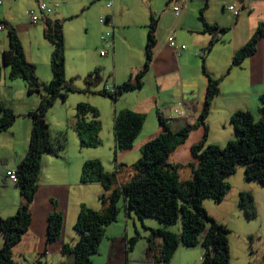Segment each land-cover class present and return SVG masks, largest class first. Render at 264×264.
Segmentation results:
<instances>
[{
  "label": "crops",
  "instance_id": "1",
  "mask_svg": "<svg viewBox=\"0 0 264 264\" xmlns=\"http://www.w3.org/2000/svg\"><path fill=\"white\" fill-rule=\"evenodd\" d=\"M39 1L7 0L0 7V22H6L15 28L27 61L35 66L37 78L41 83H48L52 79L49 61L53 48L42 44L39 46V51H33L31 45V41L34 42L32 38L39 33L41 39L47 42L43 37L47 20L42 18L38 24L29 25L26 21L18 22L13 16L16 3L26 4L29 10L36 7ZM45 1L50 2V0ZM51 2L57 4L54 13L47 18L51 21H66L74 14L88 15L93 9L100 13L99 19L110 15L104 0H51ZM137 2L140 11L134 12L131 0H113V41L115 42L114 48L117 46V55L121 58L114 60V53L111 51L105 53L102 57L111 59V67L107 59L96 63L90 59L88 54H79L75 58L74 70L78 74H84L86 77L94 70H99L101 78L97 89L92 88L89 93L80 94L84 95L83 99L77 98L75 102L76 104L85 102L98 110L101 124L99 137L102 145L104 143L102 132L105 120H108L109 127L113 132L115 112L129 109L145 115L141 133L130 150L121 152L119 156L121 160H124L125 153L141 152L144 144L161 132L159 125H154L152 120V118H157V113L162 114L173 132L187 126H195L190 131L188 139L177 147L169 159L170 164L177 165L180 169L183 165L188 167V163L193 162L190 148L203 135V129L201 126H197V120L206 88V77L201 62L204 50L206 51L204 56L206 73L211 78L220 80L219 94L211 102L206 120L207 142L213 144L214 141H229L235 138L229 118L236 111L246 110L252 113L255 119L259 118V97L264 95V37L259 39L257 51L253 56L245 59L239 66L230 69L229 67L233 55L247 43L258 24L264 23V0H137ZM67 7L74 11L69 12L66 10ZM176 7L178 8L177 13L174 10ZM229 8L232 9L229 10ZM28 10L25 11L26 16ZM201 11L208 25L228 29L221 36V41L215 42L212 47H210L211 35L202 31L203 25L199 19ZM151 17L158 21L155 32L156 45L153 49V58L149 69L143 77L141 89L123 93L115 103L90 97L93 95L106 99L107 97L98 94L104 85L118 86L125 82L131 74L142 68L145 61L146 27ZM99 19L100 26L94 33V38L106 48L109 40L102 42L100 36L103 32L108 31L109 27L100 23ZM27 21H29L28 17ZM32 25L35 27L32 28ZM126 29L132 30L128 34H124ZM169 38H174L178 44L185 46V50L179 56L169 46ZM209 47L210 49H208ZM8 49V38L7 42L0 40V62L3 52ZM5 67L7 66L2 67V76L6 74ZM71 67V57L65 53V76ZM67 76L66 79H68ZM5 84L0 81L1 87ZM10 88L13 93L10 95L11 99L0 98V103L17 115L14 124L6 131L0 132V156L2 155L3 158L0 177V215L3 218L14 215L21 200L15 182L10 181L6 173L15 171L16 166L26 155V146L28 148L32 127V121L27 114L37 107L40 100L34 98V95L29 97L26 89L23 87L22 91L18 83L10 82ZM76 88L84 89L85 86ZM12 96L14 97L12 98ZM68 99L67 96L66 102ZM58 101L59 99L55 101L54 105ZM97 102L100 107L95 105ZM148 118L149 124L146 126ZM57 119L59 121L55 124H58V129L55 132H68L70 128L75 131V111L72 117L69 114L61 113L58 114ZM46 121L52 135L53 125L49 118V111L46 114ZM79 147L78 150H75L77 147L74 143L71 146L68 144L58 157L50 154L42 156L38 187L31 206L29 230L13 249V259L16 264H30L26 260L27 255H32L36 260H43V264H71L73 256L64 254L62 247L77 240L73 226L80 206L85 205L95 211L102 209L99 201V196L103 192L102 186L99 183H82L80 181L82 165L89 158L86 159L83 156L85 148L80 144ZM93 153L89 152V154ZM76 154L79 155V158L73 165L70 158ZM181 154H188V157L180 163L178 157ZM102 158L108 160V156L103 155ZM119 178L121 179L119 182H125L129 176L124 174ZM185 180L181 179V181ZM52 200L56 201V211L63 215V227L59 240L46 248L47 216L54 209ZM129 220L137 233L136 219L131 215L127 217V221ZM127 221H125L127 235L124 238L130 239L133 236ZM141 223L146 224L143 220ZM158 227L157 223L152 229ZM116 229L111 224L106 228L104 245L111 247L108 255L109 263L106 261L105 264L111 263V249H113V242L118 233ZM145 229L148 231L149 228L145 225ZM109 242L112 244L110 245ZM2 245L0 240V248ZM189 250L190 248L178 247L177 256H175L178 262L169 264H198L196 260H193L194 255L192 256V252Z\"/></svg>",
  "mask_w": 264,
  "mask_h": 264
},
{
  "label": "trees",
  "instance_id": "2",
  "mask_svg": "<svg viewBox=\"0 0 264 264\" xmlns=\"http://www.w3.org/2000/svg\"><path fill=\"white\" fill-rule=\"evenodd\" d=\"M109 11L112 13L111 10ZM199 19L203 25V33L211 35L210 47L215 42L221 41V36L228 31L227 28L208 25L202 11ZM46 20L43 37L53 46L49 61L52 79L48 83H41L37 78L35 66L27 61L15 28L6 22H0L5 28L9 41V49L3 52L0 62V79L2 67L8 66V78L24 81L28 95L44 92L37 107L27 114L32 121L28 148L25 157L14 171L16 176L14 182L19 191L20 203L14 215L6 218L0 215V236L3 240L0 248V264H16L13 259V249L29 230L31 206L38 187L42 156L50 154L58 157L67 147L65 132H59L56 138L52 137L46 121L48 110L58 98L65 101L68 94L89 93L90 89L101 83L99 70H94L84 78V89L76 88L71 80L66 79L63 26L59 21ZM157 23V19L151 17L146 27L145 61L142 68L131 74L122 84L114 86V92H107L104 85L98 92L99 95L115 103L123 93L141 89L143 77L153 58ZM261 37H264V23L258 24L247 43L233 55L229 69L239 66L245 59L253 56ZM110 43H113V49ZM109 51L114 53L113 37L109 38L105 50L101 51L104 54L101 55L100 52V55L104 56ZM205 54L204 50L201 62L206 77V88L197 120V126H201L203 135L190 148L193 158V162L188 163L191 170L190 178L181 181L180 167L170 164L169 159L177 147L188 139L190 131L195 126H187L173 132L162 114L157 113L161 132L144 144L141 156L135 163L126 166L116 161V153L128 151L133 147L142 131L145 115L129 109L115 112L113 133L117 172L106 173L98 160H88L83 163L80 181L99 183L102 186L103 192L99 196L102 209L95 211L85 205L80 206L73 226L77 240L62 247L64 254L73 256L71 264L92 263V258L98 255L100 244L105 238L107 226L117 221L120 200L123 201L122 210L127 217L134 214L139 218L149 217L158 222L159 227L148 229L146 236L154 264H169L179 246L185 248L197 246L202 233L204 237L201 241L203 247L201 264H230L231 231L227 226L217 223L206 212L203 201L211 199L215 203H221L230 190L226 179L235 173L237 167L243 168V178L246 181H254L264 186V95L259 97L257 120L249 111H236L229 118L235 138L223 147L207 144L206 120L211 102L219 94L220 80L213 79L206 73ZM16 118L17 115L11 109L0 103V132L9 129ZM74 130L81 147L97 148L102 145L99 137L101 131L99 112L91 105L83 102L76 104ZM119 172L121 175L127 174L128 180L119 182L120 175L117 174ZM52 203L54 209L47 216L46 248L59 240L63 227V215L56 211V201L52 200ZM238 207L247 220L256 217V207L250 192H239ZM178 220L181 231L174 233L168 227L175 225ZM136 242L137 237L125 238L126 252L132 250Z\"/></svg>",
  "mask_w": 264,
  "mask_h": 264
},
{
  "label": "rangeland",
  "instance_id": "3",
  "mask_svg": "<svg viewBox=\"0 0 264 264\" xmlns=\"http://www.w3.org/2000/svg\"><path fill=\"white\" fill-rule=\"evenodd\" d=\"M133 7L132 10L134 12H139L140 8L138 6L137 0H131ZM106 6V2H105ZM1 10V9H0ZM28 10L26 4L22 3H16L14 7V13L13 16L18 22L26 21L27 24L29 21H27V16L25 15V11ZM69 12H73L74 10L71 8H66ZM59 12V11H58ZM111 15V13H110ZM109 15V16H110ZM100 13H97L95 9L90 11L88 15L79 16V14H74L71 18H68L66 21H61V24L63 26V35H64V48L65 53L70 55L72 60V67L69 71H67V80H71L72 84L75 87H82L84 86V74H78L74 70V61L75 58L79 54H88L90 59L96 63H101L102 59H107L111 64V59L109 57L103 58L100 56V52L105 50V46L100 45L98 40L94 38V33L98 30V19L100 17ZM113 16V12H112ZM106 24V23H105ZM107 25V24H106ZM108 26V25H107ZM34 28L35 26H31ZM132 29H126L124 34H128L131 32ZM104 33V32H103ZM101 37V36H100ZM32 39H34V42L31 41V45L33 46V51H39V46L42 44H45L46 46L52 47L53 46L49 42H45L41 39L40 33L37 36H34ZM89 39V41H88ZM0 40H5L7 42V36L6 33L3 32L0 34ZM176 42V40H175ZM177 43V42H176ZM102 44V43H101ZM115 44V42H114ZM88 45V47H87ZM8 47V46H7ZM118 60V58H121L119 55H117V46L114 48V60ZM6 74L1 76L0 81L6 84L4 86H0V98L3 97L5 99H11V88H10V82L12 83H18L21 86V90L23 91V87L26 89L24 81L21 79H15L10 80L8 78V72L9 67H5ZM46 71L48 72V68L46 67ZM3 73V71H2ZM105 77V76H104ZM99 86V85H98ZM98 86L94 87L95 89L98 88ZM27 92V91H26ZM21 94L20 92H16ZM34 98H39L41 95H44V92L41 91L39 94L35 93L33 94ZM29 95V97L33 96ZM84 95H80L77 93L68 94V101H62L60 98L59 101L53 105L48 111H49V118L52 122V130L53 134L52 137L56 138L60 133L55 132L58 129L57 123L59 120L57 119L58 114H69L70 117H72L74 111H75V100L77 98L83 99ZM87 96V95H86ZM14 96H12L13 98ZM90 97L96 98V100H104L105 102H112L110 99H103L99 96H93ZM85 103V102H83ZM95 105L100 107V104L95 103ZM115 105V104H114ZM93 107V106H92ZM252 114V113H251ZM16 115V114H15ZM103 115V119H104ZM17 120V118H16ZM154 125L158 124L157 118H152ZM257 120V119H255ZM104 123V120H103ZM106 124V125H105ZM104 124V130L102 132L104 143L100 147L97 148H85L83 151V156L89 159L88 160H98L104 171L106 173H115L117 170H115V159H114V135L109 127L108 120H105ZM149 124V118L146 120V126ZM65 132L64 136L67 141V145L69 144H75V147H77L75 150H78L79 142H78V135L76 131H73L71 128ZM72 138V139H71ZM101 139V138H100ZM215 140V139H214ZM233 140V139H232ZM230 141V140H229ZM73 142V143H72ZM215 145H218L220 147H223L226 145L228 141H221L216 142L214 141ZM207 144H211L210 142H207ZM27 149V146H26ZM89 152H94L93 154H89ZM121 152H117V160L118 163L130 166L133 163H135L141 156V152L133 153V151H130L129 153H125L124 160H121L119 157ZM108 156V160L103 159L102 157ZM188 154H181L178 159L181 163L185 158L187 159ZM79 158V155L76 154L73 157L70 158L73 165H75V160ZM2 155L0 156V177H1V164L2 162ZM69 159V155H68ZM9 165H12V163H9ZM109 167V169H108ZM120 175V172L117 173ZM179 175L181 179L185 180L188 179L191 176V171L189 167L184 166L179 170ZM119 181L121 179L119 178ZM226 182L230 185L229 192L225 195V198L221 203H215L211 199H205L203 201V207L206 210V212L217 222L220 224H223L227 226L228 229H230L231 233L229 235V247H230V264H264V186L258 184L254 181H246L243 178V168L237 167L235 170V173L229 177H227ZM240 191H248L253 195L255 207H256V217L252 220H247L243 214V212L238 207V194ZM120 208V212L117 218V221L114 224H111L112 226H115L116 232V239L113 242V249H111V263L110 264H154L153 259L150 255V252L148 250L147 242H146V236L148 235L149 231H146L145 225L152 229V227L157 225V221L153 218L149 217H137L133 214L134 218L136 219V227H137V233L135 232V228L132 224V222L129 220L127 221V217L125 216V211L122 210L123 208V201L120 200L118 204ZM143 220L144 223L142 224L141 221ZM125 221L128 222L130 226V233L133 237H137V242L135 244V247L133 250H130L129 252H126L125 247V236L127 235L125 233ZM171 231L174 233H179L181 231V225L180 221L178 220L177 223L171 227H168ZM204 237V233H202L199 237V243L197 246L190 248V252H192L193 260H196L198 264H201V256L203 255V247L201 246V241ZM0 240H3L0 236ZM104 242H101L99 247L98 255L94 256L92 258L91 264H105V262L108 261V255L109 250L111 246L107 247L104 245ZM111 245L112 242H109ZM180 247V246H179ZM176 251L173 255V258L171 259L170 263L178 262V259H176ZM15 258L17 259V256L15 255ZM26 260L30 264H43L44 261L40 259H33L32 255H27ZM36 260V262H35Z\"/></svg>",
  "mask_w": 264,
  "mask_h": 264
},
{
  "label": "built area",
  "instance_id": "4",
  "mask_svg": "<svg viewBox=\"0 0 264 264\" xmlns=\"http://www.w3.org/2000/svg\"><path fill=\"white\" fill-rule=\"evenodd\" d=\"M7 0H0V7L6 2ZM106 2V8L112 11L113 8V0H104ZM57 4L54 2H48L45 0H40L37 3V6L34 8H31L27 11V17L29 19V23L31 24H37L41 22L42 18L47 19L50 15L54 13V10L56 8ZM232 8H229L231 10ZM175 12L177 13L178 8H174ZM100 23H106L108 27L110 28L109 31L105 32L101 35L100 40L101 41H107L109 38L113 37V16L112 13L108 17L100 18ZM5 30L4 26L0 24V33ZM169 46L174 50L175 54L179 56L184 50L185 46L180 45L175 42L174 38H169ZM110 47L113 49V43H110ZM104 52H101V55H103ZM114 86L113 85H106L104 86V89L107 92H114ZM7 178L14 182L16 180L15 172L14 171H7L6 173Z\"/></svg>",
  "mask_w": 264,
  "mask_h": 264
}]
</instances>
